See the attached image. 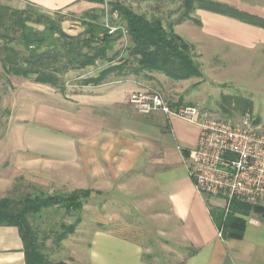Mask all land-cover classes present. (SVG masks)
<instances>
[{"label": "crops", "instance_id": "0c3cea01", "mask_svg": "<svg viewBox=\"0 0 264 264\" xmlns=\"http://www.w3.org/2000/svg\"><path fill=\"white\" fill-rule=\"evenodd\" d=\"M114 1L0 0V5L14 11L32 10L53 20L74 21L88 13L100 17ZM210 1L264 19V0ZM197 14L214 35L223 33L218 31L223 21L244 24L203 10ZM232 27L244 28L248 35L243 40L234 32H225L230 40L247 49L259 46L264 54L263 28L249 24ZM118 85L93 86V90L70 98L60 94L51 102L37 103L32 119L39 128H26L21 145L24 152L0 161L6 169L0 173L2 197H8L13 180L18 178L41 190L48 188L49 193L96 189L99 193L127 194L130 201L137 200L135 209L144 221L140 224L152 226L155 241L171 247L162 249L161 256L154 255L135 238L95 231L78 244L86 250L61 256L57 263L264 264V218L254 214L245 217L242 239H230L224 233L220 237L213 211L223 210L222 203L212 206L195 189L184 151L197 148L200 127L162 112L139 115L128 106L124 87ZM19 231L0 226V264H25Z\"/></svg>", "mask_w": 264, "mask_h": 264}, {"label": "rangeland", "instance_id": "374dc122", "mask_svg": "<svg viewBox=\"0 0 264 264\" xmlns=\"http://www.w3.org/2000/svg\"><path fill=\"white\" fill-rule=\"evenodd\" d=\"M114 2L123 4L148 20L161 21L167 29L172 27L191 45L192 57L200 66L202 78L179 82L161 73H152L145 77H117L115 74H110L97 86L107 85L111 88L121 84L124 87L123 93L127 94L128 106H131L129 96L132 93L145 90L160 93L173 106H196L213 115L229 117L236 121L250 114L264 132V54L259 46L247 49L242 44L234 43L225 33L234 32L235 36L238 35L245 40L248 35L246 30L241 28L237 31L232 27V25L244 24L223 21L219 23L221 27L218 30L223 33L214 35L197 14V10L200 9L188 12L185 0H116ZM110 13L109 6L100 16V21L111 26L112 32L120 27L125 31V25L120 21L119 14ZM80 19L72 21L69 18H58L57 20L62 21L66 33L78 36L84 31ZM30 26L43 30V26L34 23ZM19 36L20 34L12 27L10 15H6L0 27V161L3 157L9 160L10 156L24 152L21 145L26 128L30 126L39 128L32 119L35 108L39 107L37 103L51 102L60 94L70 98L72 95L93 90V86L97 87L96 85L81 86L80 81L89 77H98V74L109 66L107 61H99L95 66L85 70L70 71L63 77L66 94L50 86L36 84L28 78L7 76L2 65L5 56L9 53L7 49L24 53L23 48L17 45L20 42ZM12 40L14 42H11ZM128 44V36H122L113 44V51L109 57H114L115 61L128 58L129 54L125 51ZM45 130L49 132V129ZM1 163L3 162H0V173L6 170L2 168ZM47 189L41 190L30 184L27 185L18 178L13 180L11 192L6 198L16 202L14 205L16 209L19 208L18 203L28 195L71 194L49 193ZM90 192V199L78 212H68L64 206H54L47 210L42 209L38 214L29 215V223L40 242L44 241V253L48 254L51 262L57 263L61 256L66 258L67 255L82 253L86 249H82L78 244L83 237L87 238L95 231L119 232L130 239L135 238L149 247L154 255L161 256L162 249L171 248L167 243L155 241L152 226L140 224L144 221L139 219V212L135 209L136 199L130 201V195L99 193L96 189ZM2 196L4 195L0 194V200L4 199ZM205 198L212 206L217 202L223 205V202L213 195ZM67 227H74L75 233L68 234L65 230ZM64 233H67L66 238L58 241ZM62 246L64 248H61Z\"/></svg>", "mask_w": 264, "mask_h": 264}, {"label": "trees", "instance_id": "16d2710c", "mask_svg": "<svg viewBox=\"0 0 264 264\" xmlns=\"http://www.w3.org/2000/svg\"><path fill=\"white\" fill-rule=\"evenodd\" d=\"M108 5L111 7L110 14H119L125 31L120 27L112 32L111 26L101 22L98 15L88 13L80 19L84 31L73 36L63 29L62 21L34 11H14L0 5V27L6 15H10L12 27L20 34L17 45L24 51L20 53L14 51L15 49H7L9 53L2 64L6 75L31 79L36 84L55 88L62 94H66L63 82L65 75L70 71L93 67L99 61H107L109 66L98 77L81 80V86L100 85L110 74L117 77H145L152 73H161L179 82L202 78L200 66L192 57L191 45L172 27L167 29L161 21L148 20L119 2ZM185 6L188 12L200 9L264 29L263 18L226 4L210 0H185ZM32 23L43 26V30L34 29L30 26ZM125 35L129 38L125 49L129 54L128 58L115 61L109 54L113 51V44ZM184 154L188 156L189 152L184 151ZM90 197V191H73L66 196H45L39 193L28 195L18 203L19 208L16 209L13 199L4 198L0 200V226L16 227L20 230L25 264H67L54 263L48 259L44 253V241L40 242L31 227L29 215L54 206H64L68 212H78ZM213 213L219 230L227 238L239 240L243 238L247 226L245 217L254 214L264 218V206L235 202L230 214L225 215L224 210L219 209ZM65 230L68 234L75 233L74 227H67ZM67 233L62 234L58 241L65 239Z\"/></svg>", "mask_w": 264, "mask_h": 264}, {"label": "built area", "instance_id": "2783aa9c", "mask_svg": "<svg viewBox=\"0 0 264 264\" xmlns=\"http://www.w3.org/2000/svg\"><path fill=\"white\" fill-rule=\"evenodd\" d=\"M129 104L139 115L162 112L200 127L198 146L187 156L189 176L199 195L223 202L225 215L235 202L264 206V132L250 114L236 121L196 106H173L145 90L132 93Z\"/></svg>", "mask_w": 264, "mask_h": 264}]
</instances>
